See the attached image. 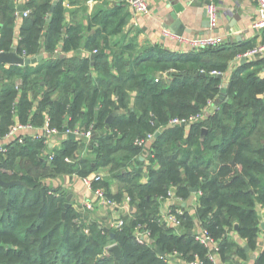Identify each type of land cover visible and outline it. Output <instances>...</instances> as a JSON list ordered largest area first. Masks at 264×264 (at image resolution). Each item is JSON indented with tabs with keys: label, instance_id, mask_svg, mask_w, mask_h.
Wrapping results in <instances>:
<instances>
[{
	"label": "trees",
	"instance_id": "1",
	"mask_svg": "<svg viewBox=\"0 0 264 264\" xmlns=\"http://www.w3.org/2000/svg\"><path fill=\"white\" fill-rule=\"evenodd\" d=\"M64 1L0 0V52L44 56L35 66L0 64V136L18 122L40 128L46 116L61 133L94 126L82 158L85 144L68 136L58 148L28 138L0 154L1 180L23 184L0 186V264H169L166 256L174 252L191 261L207 253L196 241L201 229L220 242L225 264L247 260L264 233V78L258 75L264 60H238L254 45L241 49L227 39L183 53L124 41L113 47L110 37L123 33L127 16L96 15L89 29L97 30L85 37L81 26L65 23ZM21 2L30 14L15 37ZM224 86L227 101L209 107ZM207 108L205 118L189 127L169 126ZM150 134L155 138L146 155L135 143ZM47 149L52 161L44 155ZM101 170L108 176L94 188L109 198L115 180L131 199L120 231L83 224L72 200L65 208L70 193L48 182ZM172 189L184 203L193 190L202 193L193 214L179 205L185 210L179 228L160 216ZM138 226L151 231V243L136 241ZM235 235L246 245L234 241ZM254 264H264V242Z\"/></svg>",
	"mask_w": 264,
	"mask_h": 264
},
{
	"label": "crops",
	"instance_id": "2",
	"mask_svg": "<svg viewBox=\"0 0 264 264\" xmlns=\"http://www.w3.org/2000/svg\"><path fill=\"white\" fill-rule=\"evenodd\" d=\"M121 2L124 3L123 9L119 7ZM20 5L25 6V2H21ZM63 6L65 23L72 26H81L84 30L85 37L92 36L97 30V27H93L90 30L89 23L93 17L100 13L119 11L117 20H120L124 15L127 16L128 19L123 33L110 37V43L113 47L121 45L118 43L124 41L134 43L140 49L160 46L169 52H187L190 50L188 46L165 36L166 31L171 32V28L175 22H179L183 30H185L182 36L189 39H198L212 34L225 37L241 49H248L252 45L256 46L264 43V31H259L254 28L256 22L259 20L258 3L256 0H219V25L213 32H210L206 22L205 0H149V13L146 15L133 12L127 0H65ZM17 12H19L18 9ZM22 23L15 24V37L19 35ZM15 42H17V39ZM260 60L257 59L253 62ZM6 66L8 67L9 65ZM259 70L258 75L264 78V62L260 65ZM229 77V74H227L225 77L227 81ZM6 143V141L0 142V148H6L10 144L8 143L6 146ZM49 147L51 149L57 148V146ZM107 173V170H101L94 174L100 175L104 179L108 176ZM144 180L146 179H143V182ZM48 182L56 188L60 187L68 191L73 196L72 205L78 210L81 222L85 225L97 223L102 228L105 225V221H118L121 218L123 219L131 211V199H129L130 197L128 195L121 194L118 181H110V195H108L118 205L109 207L101 206L98 198L95 196V190L87 188L83 184L82 179L78 177L63 176ZM86 204H91L93 208H86ZM179 205L181 204L175 199L163 201L161 203L160 216L167 215L171 210L178 208ZM197 205L198 194H194L186 203L183 202L182 206L188 207L189 212L193 214ZM261 215L263 225L264 210L261 211ZM233 239L239 245H246V242L237 239L236 235ZM263 242L264 233L261 232L258 238L259 247L257 251L252 253L247 260L237 259V261L240 264H254L257 254L263 249ZM186 262L182 261L179 264H187ZM220 263L225 264L222 255L220 256Z\"/></svg>",
	"mask_w": 264,
	"mask_h": 264
},
{
	"label": "built area",
	"instance_id": "3",
	"mask_svg": "<svg viewBox=\"0 0 264 264\" xmlns=\"http://www.w3.org/2000/svg\"><path fill=\"white\" fill-rule=\"evenodd\" d=\"M258 3V12H259V20L256 22L254 28L259 31H264V0H256ZM219 0H205L206 3V14H207V23L210 32H213L218 28L219 25V8H218ZM127 3L130 9L141 15H146L149 13V0H127ZM30 14V11H24L23 13L16 12V23L20 24L23 19L27 18ZM166 37H170L183 45H186L190 48V50H199L207 47H215L223 44L227 39L225 37L217 36V35H209L206 37L198 38V39H189L183 36H177L172 32L166 31ZM18 42V39H17ZM189 50V51H190ZM1 53V52H0ZM97 52L95 51L94 54ZM19 55V54H18ZM20 57L26 59L31 58L26 54L19 55ZM34 58V57H32ZM264 59V43L258 44L248 50L245 54L238 57V60H245L248 62ZM162 76H166L163 74ZM157 82L159 80H156ZM214 104L209 105L212 107ZM210 109H206L203 113H200L196 116H192L187 119H175L169 123L170 127L176 126H184L189 127L193 123H196L205 118ZM94 133V126H91L89 129L85 128H75L66 130L61 133L58 129L51 126L50 117L46 116L44 124L40 128H35L30 124L24 125L21 123H16V125L11 128L4 136H0V142L6 141V146L11 142H18L19 144H23L24 141L28 138H33L36 140H43L45 145L48 146H57L60 147L62 141L69 135L73 134L75 139L78 141H82L85 144V147L81 150L80 158L85 156L88 152V145L91 141ZM154 134L148 135L146 138L137 140L136 145L139 147H143L145 150V154H150V147L152 142L154 141ZM5 153V148H0V154ZM45 156L49 157V161L53 160V155L49 153V150H45ZM67 161H71V159H66ZM72 162V161H71ZM102 177L100 175L93 176L89 175L87 177L82 178L83 184L89 188L90 190H95V196L98 198V202L103 207L109 206H117L118 203L109 199L106 196L105 190L103 188H94V183L102 181ZM202 193H198L200 197ZM130 199V198H129ZM168 199H175L180 204L183 203L181 198H178L175 194V191L172 189L168 192L167 197L163 199V201ZM162 201V202H163ZM86 208L92 209L93 206L91 204H86ZM185 215V210L178 207L175 210H171L167 215L161 216L165 223L173 228H179L181 226V218ZM105 225L102 226V230L106 231L116 230L120 231L124 226V219H119L118 221H105ZM85 233L88 234L89 230L85 229ZM104 233V232H103ZM152 233L150 230L144 228L143 226H138L135 232L136 241L140 244H149L151 243ZM196 241L201 244L206 250V256L204 258L199 255H195L191 261H187V264H221L220 256H221V247L220 242H218L207 229H201L196 235ZM114 247V246H113ZM166 260L169 264H179L184 261L182 259V255L178 252H174L166 256Z\"/></svg>",
	"mask_w": 264,
	"mask_h": 264
},
{
	"label": "water",
	"instance_id": "4",
	"mask_svg": "<svg viewBox=\"0 0 264 264\" xmlns=\"http://www.w3.org/2000/svg\"><path fill=\"white\" fill-rule=\"evenodd\" d=\"M55 5H56V2L54 3V6L51 9V12L54 11ZM18 11L20 13H23L25 11V7L23 5H20L18 7ZM48 21H50V18ZM207 25H208V23H207ZM171 32L177 36H182L184 34L185 30H183V27H181L179 22H175L171 28ZM91 58L94 59L95 55H92ZM43 60H44V57L42 55H40L38 57H34V58L24 59V58L20 57L18 54H16L15 52L0 53V64L1 65L28 67V66H35V65L41 63ZM241 63L244 64V63H246V61L242 60ZM221 77L222 76L219 75V78H221ZM227 92H228V89L226 86H224L221 90V94L219 95L217 100L214 102V109H217L221 103H223L224 101H227ZM117 115H118V113H114L107 119L108 128L113 124ZM206 133H207V130L204 129L202 132V136H204ZM156 136H158V134H156ZM69 138L71 140H75V136L73 134L69 135ZM17 185H23V184L21 182H18V181L11 182V183H5L0 178V186L13 187V186H17ZM193 192L195 194L198 193L197 190H193ZM72 198H73L72 195H70L67 198V203L65 205L66 209L71 207L70 201L72 200ZM262 228L264 229V224L262 225ZM111 249L117 257H120V249L117 246H114ZM156 250L160 256H165V253L162 252L159 248H157Z\"/></svg>",
	"mask_w": 264,
	"mask_h": 264
},
{
	"label": "rangeland",
	"instance_id": "5",
	"mask_svg": "<svg viewBox=\"0 0 264 264\" xmlns=\"http://www.w3.org/2000/svg\"><path fill=\"white\" fill-rule=\"evenodd\" d=\"M99 172V171H98ZM93 176H96L95 174ZM103 180V179H102Z\"/></svg>",
	"mask_w": 264,
	"mask_h": 264
}]
</instances>
